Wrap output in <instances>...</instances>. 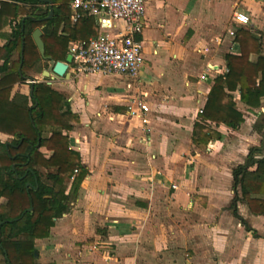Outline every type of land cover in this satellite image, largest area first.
Returning <instances> with one entry per match:
<instances>
[{"label": "crops", "instance_id": "crops-1", "mask_svg": "<svg viewBox=\"0 0 264 264\" xmlns=\"http://www.w3.org/2000/svg\"><path fill=\"white\" fill-rule=\"evenodd\" d=\"M2 1L13 3L0 0V9ZM39 2L45 11L48 4ZM17 4L12 25L30 11ZM235 13L247 15L249 25L236 23ZM10 24L0 31V47ZM144 27L136 78L75 75L70 67V77L54 81L78 117L65 134L87 174L76 192L73 179L67 182L68 212L47 238L35 240L37 263L264 264V178L251 182L245 199L241 177L236 184L233 176L252 149L264 156V100L257 109L237 101L244 122L235 130L213 124L222 138L211 149L193 143L226 55L241 54L237 31L260 37L264 55V0H146ZM207 68L212 72L201 82ZM31 89L17 84L11 97ZM138 101L149 106L147 125L130 114ZM0 140L10 144L13 137L0 132Z\"/></svg>", "mask_w": 264, "mask_h": 264}, {"label": "trees", "instance_id": "trees-1", "mask_svg": "<svg viewBox=\"0 0 264 264\" xmlns=\"http://www.w3.org/2000/svg\"><path fill=\"white\" fill-rule=\"evenodd\" d=\"M2 1L0 31L10 23L11 35L0 47V132L13 137L7 145L0 140V264H38L35 240L47 238L55 220L68 212L70 194L67 182L73 179L76 192L87 172L80 154L71 148L68 135L78 122L68 98L46 81L28 82L44 60L32 38L37 28H43L46 57L65 61L71 41L86 40L99 35L95 17L84 15L76 24L71 22L68 0H53L52 19L39 0ZM17 3L30 5L27 18L20 20ZM10 11V12H9ZM9 12V13H8ZM11 17V22H10ZM235 41L241 54L226 55V69L214 79L203 112L194 125L193 143L206 149L212 140L222 138L212 125L237 129L244 116L237 101L257 109L264 100V55L262 40L250 30L237 31ZM256 55L257 60L252 61ZM21 70V72H20ZM33 95L15 93L17 84H26ZM239 94V100L235 94ZM45 133L49 137H45ZM52 155L47 157L41 149ZM257 165L255 172L249 169ZM15 166L13 170L12 167ZM46 170L42 173L37 168ZM235 183L240 179L243 197L250 194L251 182L262 185L264 156L261 148L251 150L246 163L233 171ZM30 183L31 185H27ZM71 192L74 193L75 192ZM32 208V210H31Z\"/></svg>", "mask_w": 264, "mask_h": 264}, {"label": "built area", "instance_id": "built-area-1", "mask_svg": "<svg viewBox=\"0 0 264 264\" xmlns=\"http://www.w3.org/2000/svg\"><path fill=\"white\" fill-rule=\"evenodd\" d=\"M71 10V22L76 24L84 15L96 18L99 35L86 40H77L70 44L73 56L70 65L75 75L127 76L136 78L144 62L143 42L146 0H68ZM234 21L240 25H249L250 19L243 13H235ZM121 24V26H119ZM230 36L235 31H230ZM224 71H227L225 69ZM212 72L200 77L207 80ZM207 102V98H206ZM137 108L130 107V114L139 117L144 125L148 124L149 106L144 101L136 102ZM203 112V109L200 113ZM212 143L208 144L211 149ZM177 189L176 185L172 186Z\"/></svg>", "mask_w": 264, "mask_h": 264}, {"label": "water", "instance_id": "water-1", "mask_svg": "<svg viewBox=\"0 0 264 264\" xmlns=\"http://www.w3.org/2000/svg\"><path fill=\"white\" fill-rule=\"evenodd\" d=\"M40 1H43V3L48 4V6L45 7L44 9H45V11H49V16L46 17L45 19L41 20V21L52 19L53 15H54V2L51 0H40ZM43 28L44 27L37 28L33 32L32 38L35 42V45L37 46V49H38L40 55L43 57L44 60L49 61V68H48V70L43 71L42 76L44 78H48L50 80L48 82V85H52V83L54 81H59V80H63L65 78L70 77L69 68L73 62V56L71 53H69L65 61H55V60L51 59L50 57H46V55H45L46 47H45V43H44L43 38H42ZM20 72H21V70H20ZM28 82L31 84L38 83L33 77L29 78ZM30 95L31 96L33 95V89H31ZM7 145H9V144H7ZM12 169L14 170L15 166H13ZM27 185L29 186L31 184L28 183ZM31 210H32V208H31ZM35 256H38V253L36 251H35Z\"/></svg>", "mask_w": 264, "mask_h": 264}, {"label": "rangeland", "instance_id": "rangeland-1", "mask_svg": "<svg viewBox=\"0 0 264 264\" xmlns=\"http://www.w3.org/2000/svg\"><path fill=\"white\" fill-rule=\"evenodd\" d=\"M230 26V22H228V24H227V28H226V32H227V30H228V27ZM232 31H234V29L232 30ZM230 35V34H229ZM231 37V36H230ZM70 46V45H69ZM48 68H49V61L48 60H43L42 62H41V64H40V67H39V69H42V70H48ZM37 82H43V81H46L47 83L50 81L48 78H44L43 76H42V74L41 73H36V74H34L33 76H32ZM51 87H53V88H60L58 85H57V83H52V86ZM1 258V257H0Z\"/></svg>", "mask_w": 264, "mask_h": 264}]
</instances>
